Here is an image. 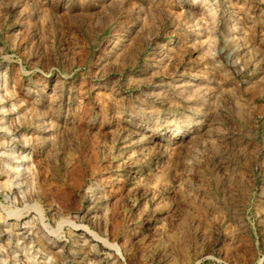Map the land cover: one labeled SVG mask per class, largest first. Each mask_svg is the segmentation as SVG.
<instances>
[{
	"label": "rangeland",
	"instance_id": "1",
	"mask_svg": "<svg viewBox=\"0 0 264 264\" xmlns=\"http://www.w3.org/2000/svg\"><path fill=\"white\" fill-rule=\"evenodd\" d=\"M0 86V264H264V0H0Z\"/></svg>",
	"mask_w": 264,
	"mask_h": 264
},
{
	"label": "bare ground",
	"instance_id": "2",
	"mask_svg": "<svg viewBox=\"0 0 264 264\" xmlns=\"http://www.w3.org/2000/svg\"><path fill=\"white\" fill-rule=\"evenodd\" d=\"M235 28V26H233L232 27V29H234ZM4 84H6V83H4ZM3 86H5V85H3ZM1 87V86H0ZM5 90V89H4ZM3 90V91H4ZM3 91H1V92H3ZM5 93H6V90L4 91ZM4 92L3 93H0V94H4ZM8 92H9V90H8ZM8 94V93H7ZM6 95V94H5ZM4 95V96H5ZM1 96V95H0ZM3 96V95H2ZM1 99V98H0ZM8 99V98H7ZM6 101V100H5ZM50 102V101H49ZM7 110H9V109H7ZM12 169L16 172V174H18V175H21V174H23V171L24 170H26L27 169V167H26V161H25V156H24V154L23 153H20V163L19 164H16V165H14L13 167H12ZM24 175V174H23ZM97 185H96V183H94V185H93V187L95 188ZM71 227L73 228V230L75 229V227H77V226H75V224H73V226L71 225ZM87 228V227H86ZM83 229V228H82ZM95 236V238H93V239H91L90 240V242L89 243H91V241H95V239H97V240H99V241H101V244H102V250H104V251H106L107 249H111L114 245L113 244H111V243H109V242H107L105 239H103L101 236H98V235H96L95 233H93V237ZM83 240V239H82ZM88 242V241H87ZM96 245L98 244L97 242L95 243ZM94 246V245H93Z\"/></svg>",
	"mask_w": 264,
	"mask_h": 264
}]
</instances>
